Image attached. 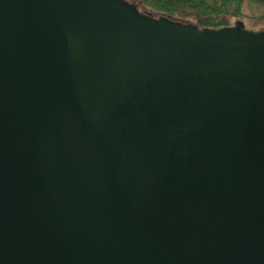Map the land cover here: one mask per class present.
I'll return each mask as SVG.
<instances>
[{"label":"water","instance_id":"water-1","mask_svg":"<svg viewBox=\"0 0 264 264\" xmlns=\"http://www.w3.org/2000/svg\"><path fill=\"white\" fill-rule=\"evenodd\" d=\"M0 264H264V31L0 0Z\"/></svg>","mask_w":264,"mask_h":264},{"label":"trees","instance_id":"trees-1","mask_svg":"<svg viewBox=\"0 0 264 264\" xmlns=\"http://www.w3.org/2000/svg\"><path fill=\"white\" fill-rule=\"evenodd\" d=\"M264 2V0H259ZM244 0H136L135 4L139 10V5H143L148 10L140 12L160 13V17L171 18L183 17L184 13L191 12L195 14V20L183 21L174 20L175 22L184 24H196L200 30H215L224 26H229V15H239L242 13ZM155 13V14H154ZM187 14V13H186ZM156 17V18H160ZM187 17H189L187 15ZM173 21V20H172Z\"/></svg>","mask_w":264,"mask_h":264},{"label":"rangeland","instance_id":"rangeland-1","mask_svg":"<svg viewBox=\"0 0 264 264\" xmlns=\"http://www.w3.org/2000/svg\"><path fill=\"white\" fill-rule=\"evenodd\" d=\"M129 2H135L136 0H128ZM139 5V10H148L143 5ZM184 13L183 17H176L171 18V20H183V21H194L195 20V14L191 12ZM155 14V13H154ZM187 15L189 17H187ZM156 17H160V13L155 14ZM240 22L244 25L245 28L250 30H258V31H264V2H261L259 0H244L243 7H242V13L239 15L231 14L229 15V23L231 25H234L236 23Z\"/></svg>","mask_w":264,"mask_h":264},{"label":"flooded vegetation","instance_id":"flooded-vegetation-1","mask_svg":"<svg viewBox=\"0 0 264 264\" xmlns=\"http://www.w3.org/2000/svg\"><path fill=\"white\" fill-rule=\"evenodd\" d=\"M237 24V23H236Z\"/></svg>","mask_w":264,"mask_h":264}]
</instances>
